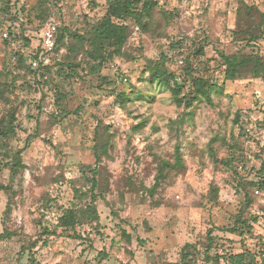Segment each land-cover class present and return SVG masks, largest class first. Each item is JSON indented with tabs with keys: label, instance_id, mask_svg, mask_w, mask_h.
<instances>
[{
	"label": "rangeland",
	"instance_id": "rangeland-1",
	"mask_svg": "<svg viewBox=\"0 0 264 264\" xmlns=\"http://www.w3.org/2000/svg\"><path fill=\"white\" fill-rule=\"evenodd\" d=\"M11 1L6 22L20 28L0 36V129L11 126L0 130V264H215L208 255L264 248V79L226 80L221 58L264 57V0H155L146 30L125 21L119 55L97 33L107 0ZM245 6L253 29L238 19ZM49 11L65 37L38 60L36 82ZM157 68L168 84L151 79ZM197 79L208 97L195 99ZM177 157L182 167L159 179ZM70 209L76 226H60ZM240 215L253 229L233 234Z\"/></svg>",
	"mask_w": 264,
	"mask_h": 264
},
{
	"label": "trees",
	"instance_id": "trees-1",
	"mask_svg": "<svg viewBox=\"0 0 264 264\" xmlns=\"http://www.w3.org/2000/svg\"><path fill=\"white\" fill-rule=\"evenodd\" d=\"M3 1V0H2ZM49 1V6L55 4V2L59 0H47ZM5 5L2 3V7H0V29L5 25V22L8 19H13L12 17H9L12 14V1L11 0H5ZM0 4V5H1ZM157 3L155 0H107V12L103 20L98 26L97 33L100 41L104 44H108L113 48V51L116 53V55L121 54L122 48L125 45L127 39H128V31L129 27L125 23L127 19L132 20L138 27H140L142 30H146V27L148 26L149 21L152 18V14L156 8ZM247 13L245 15H242L241 13L238 14V19L242 20L245 19V24H248L249 28H252V8L245 6ZM51 10V9H50ZM53 13L48 14V17L45 21H43L41 28L44 27V24L49 19L50 16ZM243 17V18H242ZM64 30L59 27L57 39H56V47L51 52L57 51L59 48V44L63 41L65 35ZM252 30L247 31L251 36L248 40V42H256L260 37L259 33H262V28L256 29L253 33H251ZM11 39H3L6 42H12V40L15 38V31H10ZM0 36L2 38V33L0 32ZM76 36V35H74ZM47 55V54H46ZM44 56L43 51L41 47L39 48L38 54L35 55L33 59H35L37 62L40 59V57ZM222 60L226 66V80H242L246 79L247 77L251 76L254 79H264V57L261 56L258 53L245 55V54H235V55H222ZM104 61H102V64ZM101 65V63H100ZM31 68V75L34 79V81H42V79L45 81L46 76L43 73V70H46L47 67L43 66L41 63H38L37 67H33L32 64L29 65ZM188 72L190 71V68L188 67L186 69ZM150 75L152 76L151 79H158L162 80L164 84H168L170 79L173 78L172 75H168L166 71H163L161 69H155L150 71ZM187 73V72H186ZM189 75V73H187ZM193 86L195 89V99H199L200 96H209V90L207 89V84L202 79L193 80ZM176 102L178 105H182V103L186 100V96L184 98L180 99V87H175L172 89ZM187 106L190 105V102L186 104ZM4 132H10L11 126L9 128H1ZM0 129V130H1ZM22 151L19 152L18 157V166L21 164V155ZM181 159L177 157L175 165H171L167 162H164L161 167V172L158 176L159 179H164L165 174L163 171H165L166 168H173L178 169L181 168ZM84 217L88 220L90 224L98 221V215L97 211L94 207V205H89L86 210L83 212ZM254 221H257V218H254ZM77 213L75 210L70 209L67 210L65 215L60 219V226L65 228H71L75 227L77 224ZM237 225L234 226L233 229L230 230L233 234H239L243 235L244 231L246 229H253L252 224L248 220H243V218L240 216L237 217ZM9 234L5 232L4 234L0 235V241L7 238ZM263 245V243L261 244ZM216 247V244L214 245ZM264 253V248L260 249L259 252H250L248 251L245 254H239V255H232L229 251L224 253L223 255H208L207 261L212 262L215 261V264H220V262L224 259L227 260V264H258L257 259L262 258V254ZM247 255L253 258L254 261H249L247 258ZM264 263V259L262 261V264Z\"/></svg>",
	"mask_w": 264,
	"mask_h": 264
},
{
	"label": "built area",
	"instance_id": "built-area-1",
	"mask_svg": "<svg viewBox=\"0 0 264 264\" xmlns=\"http://www.w3.org/2000/svg\"><path fill=\"white\" fill-rule=\"evenodd\" d=\"M20 28V24L16 21H8L5 22V25L0 29L2 33L3 39H11L10 31H16ZM59 24L55 20H48L44 27L41 30L40 37V47L43 51V54L51 53L56 47V39L58 34ZM33 67L38 66V62L33 58L30 59ZM219 255H223V251L218 253ZM264 258V253L262 254Z\"/></svg>",
	"mask_w": 264,
	"mask_h": 264
}]
</instances>
